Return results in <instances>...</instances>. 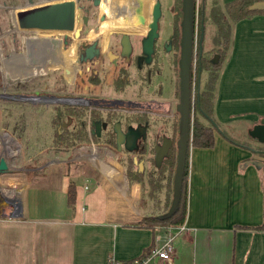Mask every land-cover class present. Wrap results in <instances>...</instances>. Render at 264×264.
Listing matches in <instances>:
<instances>
[{
    "label": "crops",
    "instance_id": "1",
    "mask_svg": "<svg viewBox=\"0 0 264 264\" xmlns=\"http://www.w3.org/2000/svg\"><path fill=\"white\" fill-rule=\"evenodd\" d=\"M215 1L223 7L231 0ZM9 22L7 27L25 31ZM229 39L213 85L212 115L216 122L244 117L254 124L264 116V12L234 21ZM213 133L211 146L188 150L186 231L174 237L169 259L153 257L147 264H264L260 157L220 131ZM90 145L87 154L83 145L78 152L49 145L24 157L19 141L14 148L2 141L6 169L0 174L15 170L21 176L0 179V264H105L108 256L127 262L174 231L166 224H142L167 209L164 196L160 202L144 195L142 179L128 178L125 166L101 160ZM149 157L148 165H140L142 178H170L163 174L169 169L152 166Z\"/></svg>",
    "mask_w": 264,
    "mask_h": 264
},
{
    "label": "flooded vegetation",
    "instance_id": "2",
    "mask_svg": "<svg viewBox=\"0 0 264 264\" xmlns=\"http://www.w3.org/2000/svg\"><path fill=\"white\" fill-rule=\"evenodd\" d=\"M25 1L26 6H31L34 2L33 0ZM41 1L42 3L40 4L62 0ZM74 1V29L71 31L74 32L75 30L78 10L80 9L81 21L83 22L84 34L86 35V38H83V34V37H79L83 39L80 42L81 50H79L76 62L78 65L72 64L73 46L71 45L64 49L61 47V41L56 38L25 40L26 49L29 52L32 50L31 54L36 59L35 64H18L19 62H16L15 59L19 56L13 55L4 59V65L21 66L22 73L30 71L42 73L49 66L54 65L52 67L56 69L61 66L62 71L56 73V82L48 93L42 94L39 91H35L30 96L25 93L22 94L29 97V101L60 103L54 106V110H59L64 106L82 108L85 112L83 131L86 135L87 132L91 134V139L87 137L86 141L82 142L83 144L89 143L87 146H91L90 143H93L94 135H96L100 138L97 142L104 143L105 147L106 145H111L115 151L125 152L133 162L135 155L138 164L140 160L144 165L143 162L148 156L146 152H150L149 162L153 166L155 162L154 148L157 145L160 146L163 140L168 138L171 140V145L168 149L170 150L176 141H173L174 138L172 137L165 136L161 128L155 129V123H160L159 125H161V119H172L174 117L176 119V114H178L175 104L179 97L178 58L180 30L179 39L172 40L170 43L160 42L159 23L164 15L162 10L163 0H88L85 5H82V3L78 5V0ZM155 2L159 3L160 14L157 19L158 27L153 39L152 52L147 55L143 50L142 43L151 32L152 5ZM94 4H97L99 11L96 14L92 11V5ZM198 6L196 3V7ZM114 9L118 11L116 12ZM12 19L13 21L16 20L15 13ZM104 21L105 24L101 25ZM198 26L196 23L195 38ZM112 28L119 29L112 33ZM87 36L92 37L91 40H88ZM84 39H87V41H84ZM89 46L91 47L92 55L86 56L85 50ZM103 46L106 51L102 49ZM125 47L126 50H124ZM196 47L197 41L191 63L192 83L190 89L191 91L194 89V94L191 93L193 99L200 88V75H202V71H205L200 65L203 49L201 53L199 51L197 53ZM161 51L167 54L168 65H170L172 58L177 55V70L173 79L177 86L174 89L173 87L170 88V73L164 75L162 64H157L158 55L161 54ZM215 56L217 55L214 54L210 57L211 63L215 62ZM192 65H195L194 70ZM66 74L72 80L67 79L65 77ZM76 81L83 85L81 90L78 87L76 88ZM104 85L105 87H103ZM69 86H73V88L68 89ZM167 87L172 89L170 95L166 92ZM21 88L25 89L26 86L22 85ZM165 93L167 96L177 95V101L170 97L167 98ZM99 111H103L105 114H98ZM71 120L63 122V125L68 124L71 126L73 124V121L69 123ZM96 122L100 124L99 134H97ZM116 122L122 132H127L132 128L139 130L140 135L137 137L132 151L129 152L123 147L117 148L114 128ZM143 130L145 135L142 134ZM106 138H109L111 143L106 142ZM82 143L80 145H83ZM166 155H163V158ZM162 160L160 161L161 167L163 165ZM138 164L136 167H138Z\"/></svg>",
    "mask_w": 264,
    "mask_h": 264
},
{
    "label": "rangeland",
    "instance_id": "3",
    "mask_svg": "<svg viewBox=\"0 0 264 264\" xmlns=\"http://www.w3.org/2000/svg\"><path fill=\"white\" fill-rule=\"evenodd\" d=\"M33 5H38L42 3L41 0H33ZM45 1H51V0H45ZM91 1V0H90ZM162 10H163V16L161 18V21L159 23V37H160V42H167L170 43L172 40L179 39V21H180V4L179 0H163L162 1ZM201 0H196V3L199 5ZM207 8L211 7L212 4L216 3L215 0H205ZM85 5L88 3V0H78L77 4L80 5ZM26 1L25 0H0V17L4 20V24H1L0 21V93H25L26 95H31L33 94L34 89H37L39 93L46 94L48 91L53 88V85L56 82V73L62 71V67L59 66V68H54L52 66H49L46 68V70L42 73H39L37 71H30L27 73H22V67H14L12 65H4V59L9 58L10 56H19L16 57L17 59L16 62H19L18 64H35L36 59L33 58V55L31 54V51L29 52L26 49V43L25 40L30 39V40H36V39H41V38H56L61 41V47L62 48H68L69 46H73V58H72V64L73 65H78L77 59L79 56V50L80 48V42L83 38H86L84 34V25L83 22L81 21V10H78V16L76 19V27L74 32L69 31V32H63V31H58V30H41V29H32V30H25V31H17L14 30V25L11 24V26L7 27L9 25L8 23L10 19H12L15 11L26 7ZM97 4L92 5V11L94 13H98L97 9ZM208 8V9H209ZM209 11V10H208ZM94 14V15H95ZM209 12H206L205 15V24H204V36H203V51L205 52L206 56H213L218 53L220 49L217 48L216 41L214 42V33H215V26L211 23V21L207 18ZM93 15V16H94ZM93 16H91L93 18ZM198 17H197V7H196V23L198 24ZM105 21L103 24L104 25ZM6 26V27H4ZM16 26V25H15ZM112 29H119V28H112ZM111 29V30H112ZM112 33H115L114 30ZM83 34V36H82ZM79 37H83L82 39ZM88 37V36H87ZM94 37V36H93ZM175 37V38H174ZM88 40H91L92 37H88ZM197 38V36H196ZM196 38H195V43H196ZM87 41V39H84V41ZM5 45H7L5 47ZM196 45V44H195ZM16 47V50H12L8 53L5 52L7 50L6 48L9 47ZM77 46V47H76ZM76 47V48H75ZM211 50V51H210ZM104 51H106V48L104 47ZM167 54L163 51H161V54L158 55V62L157 64H162L163 68V73L164 75L170 73L171 76V81H170V88L177 86V84L174 82V78L176 75V70H177V65H176V57L175 55L172 60L170 65H168V61L166 59ZM195 66V65H194ZM193 67V70L195 67ZM58 67V66H56ZM170 69H169V68ZM173 71H172V69ZM169 69V71H168ZM211 72H215L214 70L211 69ZM200 75V88L202 89L205 85L206 80L209 78V73L207 70L202 71ZM213 75V74H212ZM67 79H71L69 75L66 76ZM72 80V79H71ZM108 81V79H107ZM106 81V83H107ZM35 82V83H34ZM109 82V81H108ZM26 84V88L22 89L20 88L17 84ZM83 83V82H82ZM166 83V82H165ZM34 84V85H33ZM75 84V82H74ZM83 85L78 83L76 81V88L78 87L79 90H81ZM107 86V85H106ZM105 87V85L103 86ZM73 86H69L68 89H72ZM169 87H167L166 92L167 94H171V90ZM102 92V91H101ZM108 92V91H105ZM191 93L194 94V89H192ZM167 96L165 93V96L168 98L170 97L171 99L177 101V95L176 96ZM158 97V96H157ZM8 100V98L0 97V130L3 133L4 131H8L10 133L9 136H11L12 140L9 143L10 146H15V144L18 143V141L22 145V153L25 156L28 155V153H34L35 150L44 148L46 146H53L51 144V135L52 131L49 125V120L51 115L54 112V106L56 104H60L57 102H39V101H29V100H19V99H14L15 101H4ZM13 100V99H12ZM104 115L105 112L99 111L98 114ZM193 115L197 119H202V115L199 112V110L191 109V116L190 119L192 121ZM68 120L71 119H66ZM161 125L155 123V129L156 128H161L164 131L165 136H169L174 138L173 141L176 140L178 136L177 132V123H178V114H176V119L175 117L172 119H161ZM259 119L256 121L258 122ZM255 122V123H256ZM72 123V120L71 122ZM254 123V124H255ZM252 122L248 118L244 117H238L235 118L232 122L230 121L229 123H224L217 121L216 122V127L214 130L218 132L219 130H223L231 137L233 140L238 141V142H245L247 143L251 148L256 151L257 155L260 157L258 159V163H262V159L264 157L259 153L263 152L264 153V142H258L256 139L250 137L248 135V130L252 127ZM14 126H18L16 129H13ZM19 126H21V131L19 132ZM0 132V134H2ZM191 134V130H190ZM2 135H0V147L2 144ZM96 149V154L98 157L107 162H116L119 163L120 165L127 166L129 157L126 155L125 152L123 151H115L111 145L106 147L104 146L105 144L102 142H97L95 140L92 141ZM82 143V142H81ZM74 145V152L80 151L79 148L81 147L79 144ZM89 144V143H88ZM104 144V145H103ZM79 145V146H78ZM84 146V151L87 154L90 152V147L87 146V144H83ZM175 148V153H176V147L175 144L172 146V148ZM171 148L170 152H173V149ZM250 150V152L254 153L253 150ZM82 151V149H81ZM124 154H123V153ZM150 154V152H146V155ZM87 155H83L82 158L85 159ZM131 156V154H130ZM7 159L9 157L6 155ZM136 156L134 155V158ZM149 156H146L148 158ZM19 154L17 156V160L19 161ZM81 158V159H82ZM150 158V157H149ZM37 159V158H36ZM21 161V158H20ZM124 161L123 163H121ZM166 159L163 158L162 162V169H164V165ZM13 162V161H12ZM35 162V161H34ZM136 160H134V164ZM142 162V161H141ZM125 163V164H124ZM144 164L148 165V162H143ZM172 164V163H171ZM174 165L175 162L172 166V174L170 178H142L143 183L145 184L143 190L144 195L154 197L159 199L160 202L163 199L162 197L164 196L165 198V204L167 203L166 208L168 207L172 195V176H173V171H174ZM132 166H128V168H131ZM135 168V165L134 167ZM152 168V167H151ZM150 168V169H151ZM170 169L169 167H167ZM161 169V170H162ZM171 170H166L165 173H168L170 175ZM21 173L19 171H11V172H6L4 174H0V179H5L8 177H19ZM8 189H10L8 187ZM1 202V201H0Z\"/></svg>",
    "mask_w": 264,
    "mask_h": 264
},
{
    "label": "water",
    "instance_id": "4",
    "mask_svg": "<svg viewBox=\"0 0 264 264\" xmlns=\"http://www.w3.org/2000/svg\"><path fill=\"white\" fill-rule=\"evenodd\" d=\"M248 10H264V0H255L247 6ZM181 17L179 21L180 40H179V97L175 104V109L178 112L177 132L178 136L175 141L176 146V159L172 178V195L170 203L165 211L157 214L159 219L170 217L177 209L181 193V184L185 167V160L187 149L190 142V125H191V63L195 50V30H196V2L195 0H181L180 3ZM114 11H118L115 10ZM153 19L150 22L151 32L148 38L143 41V50L147 55L151 54L153 39L157 33V19L160 14L159 3L155 2L152 5ZM74 15H75V1L62 0L58 2H49L33 6H26L15 12L16 20L15 25L19 29L32 30H60L71 31L74 29ZM204 36V23L203 19L199 22V37L197 40L198 51L201 53L202 41ZM125 45V41H124ZM126 50V47L124 48ZM86 56H91V47L85 50ZM217 60L215 56L214 61ZM200 69V68H199ZM0 97L28 100L20 93H0ZM30 100V99H29ZM99 123L96 122L97 134H99ZM116 132V146L118 149L123 147L127 151H132L135 146V141L139 137L140 132L138 129H129L127 132H122L117 124L114 125ZM145 135V131H142ZM248 135L258 142H264V116L258 122L252 125L248 130ZM171 145V140L165 138L162 144L154 148V159L157 164L163 158ZM253 151H258L254 150ZM139 164L142 166V162ZM261 164V163H260ZM6 169L4 158H0V170Z\"/></svg>",
    "mask_w": 264,
    "mask_h": 264
},
{
    "label": "trees",
    "instance_id": "5",
    "mask_svg": "<svg viewBox=\"0 0 264 264\" xmlns=\"http://www.w3.org/2000/svg\"><path fill=\"white\" fill-rule=\"evenodd\" d=\"M255 0H231L224 4L223 7L218 6L217 3H214L209 8L208 19L215 26L214 33V42L216 41L217 48L220 49L217 55V60L214 63H211L210 56H206L205 52L202 51L200 65L202 69H205L209 73V78L206 80L204 87L198 89L197 94L195 95L193 105L194 109L199 110L202 115V119H197L193 115V119L191 121V134H190V142L187 149V155L185 160L184 173L181 184V193L178 202V207L176 211L168 218L159 219L156 216H148L142 219V224L146 226H152L155 224H166L169 226H176L183 222L186 212V191H187V168H188V150L190 146H200V147H209L214 142V128L216 127V121L213 118V85L216 79L217 71L222 64L229 44L231 24L234 21H237L241 18L247 17L257 12H264V10H248L247 6ZM180 4V0H179ZM205 0H201L199 6L197 7V17H198V25L200 19H203V23L205 24ZM181 14V11H180ZM205 31V29H204ZM197 38L199 37V26L197 28ZM196 38V39H197ZM203 43V41H202ZM211 51V50H210ZM196 52L198 53V46L196 47ZM211 69L215 72H211ZM213 74V75H212ZM20 88L22 84H17ZM59 111V113H58ZM85 112L82 108L64 106L59 110H54L53 114L50 117L49 125L52 131L51 135V144L54 147L62 148V147H71L80 142H84L87 139V135L83 131V123L85 121ZM67 118H71L73 124L63 125V122H66ZM18 126H14L13 129H16ZM19 132L21 131V126H19ZM224 137L228 140L235 142L227 133L223 130H219ZM94 140L99 141L100 138L94 135ZM106 142L111 143L109 138L105 139ZM238 142V141H237ZM235 142V143H237ZM114 144V143H112ZM238 144L250 147L245 142H238ZM172 148V147H171ZM170 148V150H171ZM173 152L170 150L167 151V155L164 157L166 159L165 167H169L171 170L170 177L172 174V166L175 162V148L173 147ZM256 152V151H254ZM257 153V152H256ZM260 156L264 157V153H259ZM140 161V160H139ZM138 161V162H139ZM124 161H122L123 163ZM262 168L264 172V159L261 161ZM172 163V164H171ZM125 164V163H124ZM138 164V163H136ZM129 159L127 166L125 164V171L130 179L141 180L143 177V170L140 168V164L137 165ZM135 168H132L134 167ZM128 166H132L128 168ZM161 167V166H160ZM164 167V168H165ZM162 168V167H161ZM138 171H137V170ZM150 179V178H149ZM263 195H264V183H263ZM74 200V187L70 182L68 184L67 189V203L69 206H72ZM167 204L165 205L166 209ZM260 228H264V203H263V222L259 226ZM151 247L147 248L144 254L148 253ZM150 249V250H149Z\"/></svg>",
    "mask_w": 264,
    "mask_h": 264
},
{
    "label": "built area",
    "instance_id": "6",
    "mask_svg": "<svg viewBox=\"0 0 264 264\" xmlns=\"http://www.w3.org/2000/svg\"><path fill=\"white\" fill-rule=\"evenodd\" d=\"M193 95H192V103H191V109L193 108ZM190 130H191V125H190ZM5 135H2V141L7 147H12L9 145L11 142L12 138L7 135V133H4ZM87 137L88 139H91V134L87 132ZM17 144H15L14 147H16ZM86 187V186H85ZM187 227L184 225V223H181L179 225H176L174 227V231L168 235V237L163 241L162 244H160L157 247L152 248L148 253L146 254H141L135 258H132L131 260L127 262H123L121 260H118L117 258L113 256H108L106 259L105 264H147V262L153 258L157 257L163 260L169 259L174 252V247H173V239L176 235L181 234L185 232Z\"/></svg>",
    "mask_w": 264,
    "mask_h": 264
}]
</instances>
